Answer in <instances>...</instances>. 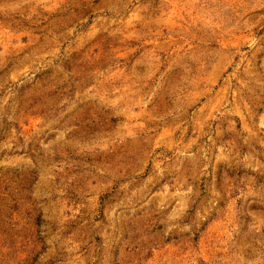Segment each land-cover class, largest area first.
Returning <instances> with one entry per match:
<instances>
[{"label": "rangeland", "instance_id": "374dc122", "mask_svg": "<svg viewBox=\"0 0 264 264\" xmlns=\"http://www.w3.org/2000/svg\"><path fill=\"white\" fill-rule=\"evenodd\" d=\"M0 264H264V0H0Z\"/></svg>", "mask_w": 264, "mask_h": 264}]
</instances>
